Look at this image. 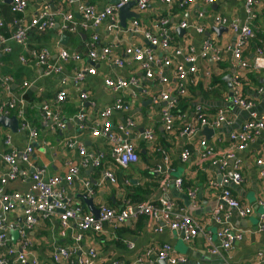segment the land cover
I'll return each instance as SVG.
<instances>
[{
	"label": "built area",
	"instance_id": "built-area-1",
	"mask_svg": "<svg viewBox=\"0 0 264 264\" xmlns=\"http://www.w3.org/2000/svg\"><path fill=\"white\" fill-rule=\"evenodd\" d=\"M43 1L45 5L42 10L25 24L20 15L27 9L29 0H12L9 12L14 19L5 25L0 18L1 56L10 54L12 46L15 45L22 49V54L18 57L21 65L28 66L30 61L35 62L44 78L65 75L66 78L61 79V85L64 87L67 83L74 85L79 107H83L89 99L83 89L85 77L86 75L95 76L97 73L95 66L99 63L114 65L118 69L137 64L138 71L143 74L146 80H156L159 86L165 87V90L160 94H154L147 90L149 88L147 86H145L146 89L141 88L140 79L135 74L126 79L118 77L103 79V85L109 91L120 96L112 105L100 110L97 119L90 122V133L109 141L111 157L123 168L136 163L137 156L134 142L129 141L131 131L136 124L134 119L128 118L117 124L111 120L113 114L128 113L130 110L128 102L123 101L121 96L130 95L136 98V93L141 92L151 105L160 107L159 116L164 130L168 134H172L175 119L180 118H175L172 109L176 100L179 97H186L190 86L198 80V62L200 60L211 61V65L215 67L217 63L226 61V59L223 60L224 53L231 55L232 74L229 79L231 97H226L223 106L217 109L213 118H209V113L202 104L196 103L192 119L188 120L184 115L182 116L185 118V126L180 131V137L185 143L180 153V160L185 162L191 155L187 146H194L193 141L203 128L212 129L214 134L216 130L227 123L226 111L232 109L247 115L239 131L229 134L230 145L225 151L220 152L213 146H209L202 136L197 141V145L195 144L200 164L209 162L210 165L217 167L224 174L228 160L234 161L228 175L220 174L219 182L209 181L211 187L221 190L219 193L220 205L209 218V222L219 226L216 233L218 244H210L208 252L212 255H218L230 251L235 242L243 239V233L228 225L225 220L227 217L220 215V209L222 206L233 209L240 217H246L251 213V208L241 205L233 196L232 188H230L231 185L238 188L242 182L240 161L234 158V154L244 151L248 144L254 142L264 133V117L256 116L253 103L243 97L242 93V74L250 70H264V53L259 48H255L251 63L242 56L248 42L254 37L252 20L255 18L257 8H261L264 0H243L246 19L242 25L237 22L230 23L221 16L214 17L215 27L229 26L237 34L233 46L218 47L210 39H206L199 50H194L191 46L178 47V45L176 48H171L177 43L171 38L172 27H169V18L165 15H169L171 8L173 9V0H100L104 3L101 8L85 3L83 0ZM154 1L165 8L161 11H154L153 20L149 23L150 31H145L140 20L134 18L127 20L124 28L120 27L118 13L121 7L134 3L129 11L140 15L148 11L151 12V4ZM177 1L178 6L187 7L197 0ZM204 1L208 6L217 2V0ZM72 5H77L75 13L78 11L79 19H76L74 11L69 9ZM198 16L201 18L203 15L199 12ZM187 27H190L188 22L181 21L180 28L185 29ZM203 27L202 24L193 26L198 33L203 32ZM54 29L60 37L61 34H86L84 54L66 50L59 46L57 58L53 59L47 48L33 47L34 45L31 44L29 38L30 33H44L47 30L54 31ZM100 32H104V34H100ZM117 34L140 35L145 45L122 48ZM111 36L117 41L110 40ZM119 49H122L126 60L120 55L114 56L116 50ZM156 50L164 55L167 52L170 53L168 55L175 58H182L183 63H173L167 56L157 57ZM69 63H73L74 67L70 72H67L65 66ZM79 63L82 65L76 67ZM214 67H210L208 71L203 73L206 81L214 71ZM13 80L12 76L0 75V117L10 118L12 114H15L18 121L15 134H11L8 129H5L6 131L0 136L2 145L0 148V264H42L30 234L40 222L55 216H58L62 229H70L72 225H75L77 229V232L73 234V245L57 247L52 251V261L55 264H97V261L105 263L107 259L97 255L98 251L93 245L82 254L81 240L84 233L106 234L105 225L110 226L111 229L119 228L130 221H136L140 216L150 218L154 224H158L155 232L162 233L167 230L179 233L183 242L193 240L200 233L199 223L182 214L177 204L166 197L159 199L157 203L141 202L132 205L125 202L117 210L101 204L98 207L97 217L86 214L81 206L68 201L61 185L71 186L79 177V167L73 164L69 166L65 175L47 176L46 169L33 164L32 158L38 145L43 148L47 144L40 137L42 133L53 135L57 132H64L68 123L73 120L83 123L85 115L78 113L75 118H64V106L69 96L67 91L61 90L56 93L51 102H43L39 106L36 116L31 115L29 117L26 115L25 95L35 82L32 84L23 82L20 86L21 91L15 94L12 92ZM127 90L128 93L126 94L125 91ZM121 93L123 94L121 95ZM258 93L264 94L263 89L260 88ZM196 122H199V127ZM112 126L115 130L111 129ZM1 129L3 128L0 126ZM15 135L23 137L25 142L23 147L18 148L19 146L14 143L13 137ZM142 136L149 145H152L155 140L154 132L149 129L145 130ZM34 143H37L36 147L33 146ZM65 146L77 148L80 158L79 166L83 169H87L89 163L90 167H100V158L94 157V154L89 152L82 142L69 139L65 141ZM261 148L264 150V138ZM256 163L258 166H262L264 157L257 159ZM164 172H169L167 158L164 161ZM258 174L264 178V168ZM105 180L111 184L115 183L113 176L108 173H105L99 182L103 183ZM15 181H29V191L24 193L6 191L7 185ZM80 184L86 190L87 195L92 193L88 180H80ZM173 184L178 191H182V179H174ZM168 185L167 182L165 189ZM186 195L190 199L195 196L193 192H187ZM257 205L264 206V200L258 201ZM15 212H19V216H21L18 222L12 221L14 218L10 217L17 216ZM260 219L253 233L264 235V215ZM11 228L18 230V239L15 244L10 238L9 231ZM208 240L211 239L208 237ZM126 246L133 249L131 242ZM161 262L164 264H186L187 261L184 256L176 254L169 244H163L157 248L146 249L131 263L120 259H109L106 264H160ZM220 264L225 263L222 261Z\"/></svg>",
	"mask_w": 264,
	"mask_h": 264
},
{
	"label": "crops",
	"instance_id": "crops-1",
	"mask_svg": "<svg viewBox=\"0 0 264 264\" xmlns=\"http://www.w3.org/2000/svg\"><path fill=\"white\" fill-rule=\"evenodd\" d=\"M12 0H0V18L5 25L9 24L14 17L9 12V6ZM83 2L90 5H95L97 8L104 6V3L100 0H83ZM178 1L173 0L172 7L169 15V27H172L170 35H173V41L178 43L180 47L191 46L194 50L200 49L206 39H210L218 47L233 46L237 34L229 27L225 26L227 30L220 35L212 32V28L215 27L214 17L221 16L226 18L230 23L237 22L242 25L245 22L246 15L244 12L243 0H217V7L208 6L204 0H197L190 6H178ZM44 1L29 0L27 9L20 15L27 24L31 17L40 12L44 7ZM76 6H70L74 13L76 12ZM164 6L160 5L157 1L151 4V12L142 13L138 19L142 23V28L145 31H150L149 23L153 20L152 16L154 11L164 10ZM201 12L203 16L200 18L198 13ZM73 13V14H74ZM78 13V11H77ZM127 21V20H126ZM181 21H187L190 27L183 29L184 34H178L177 28H180ZM196 24H202L203 32L198 33L193 26ZM104 27H106L104 25ZM221 27V26H218ZM252 27L254 31V37L248 42L246 48L243 51V58L251 63L255 47L259 43L263 45L264 50V9L257 8L255 18L252 20ZM182 29V28H180ZM256 34L258 35L255 38ZM49 37L46 42H43L44 47L47 48L53 59L57 58L58 47H66L72 51H80L81 43L86 40V34L80 35H68L65 40V44L61 42L59 37L54 31L47 32ZM104 32H100V34ZM208 33L209 36L205 37ZM121 43V47L128 46H144L145 42L140 35L130 34H117ZM116 42L117 40L110 37V40ZM260 44V45H261ZM84 47V46H83ZM114 56L120 55L124 60L126 56L123 54L122 49L116 50ZM84 51L79 52L84 54ZM157 57H168L173 63H183L182 58H175L170 53L161 54L158 50L155 51ZM22 54V49L17 46H12V52L8 55H0V75L12 76L13 87L12 92L18 94L20 84L22 81L35 82L25 95V104L29 117L31 115L36 116L39 106L43 102H48L49 99L54 97V91L60 88L62 78H66L65 75H61L60 78L45 79L42 77V72L37 68L35 62L29 63L28 66L21 65L18 61L19 55ZM228 59L229 69L220 71L223 80L227 75L232 74L231 70V55L228 53L223 54V60ZM211 61L200 60L198 62V81H203V73L208 71L211 65ZM87 64V62H86ZM82 63L76 65L81 66ZM88 65V64H87ZM74 67L73 63H69L65 66L67 72H70ZM96 75L84 80L83 89L89 96V99L84 103L82 113H85L84 122L78 124L74 121L68 123L64 132H57L51 135H40L46 142V146L41 148L37 146L34 150V156L32 158L33 164L44 167L46 169L47 176L65 175L69 166L75 164L79 167V177L74 181L71 186L61 185L64 188V196L72 204L82 206L83 211L86 214H91L81 195L86 193V190L81 186L80 180H88L91 185L92 193L86 196L87 199H92L96 208L99 205L104 204L106 206L117 208L121 203L129 202L123 200L126 189L129 187L124 186V182L128 181L132 186L140 187L142 190L148 191V193L142 195L141 202L157 203L159 199L164 197L174 201L178 208L185 214L197 221L200 225V233L189 242H183L180 238V234L176 232H170L164 230L162 233L155 232V228L158 224H154L150 218H143L139 222H129L118 233V244L116 248L112 244L110 237L104 239L106 241L104 254H108L110 259L117 256L120 260L131 263L136 257L143 253L150 247H159L163 244H169L176 254L184 256L186 258V264H220L224 261L225 264H263L264 261V235L255 234L253 230L260 222V218L264 215V206H258L257 202L264 200V178L259 176V171L264 168L258 166L256 161L260 157H264V150L261 148L263 142L264 133L256 139L254 142L248 144L244 151L234 154V158L240 161V173L242 174V182L238 188L231 189L233 196L238 202L246 207L251 208V213L246 217H240L233 209H229L222 206L220 209V215L227 217L225 220L228 225L237 231L243 233V239L235 242L233 248L225 253L218 255H212L208 252L210 244L217 245L216 233L219 226L216 223L209 222V218L213 215L214 211L218 209L220 188H214L209 185L210 180L219 182L220 174L228 175L231 170L234 161L228 160L227 167L224 170V174L220 170L209 164V162H202L200 164L199 154L195 144L199 139H194V152L190 155V158L182 162L180 160V153L184 147V140L180 137L179 129L185 123V118L176 123L175 132L168 134L161 123L159 111L160 107L144 103L147 100L141 92H137L136 98L130 95H126V102L130 106L128 113H115L113 114L114 124L122 123V121L128 118H133L136 122L135 128L131 131L130 140L134 142L135 152L137 156L136 163L130 164L127 168L121 167L115 159L111 157L110 143L106 139L100 136H94L90 133V122L95 112L102 110L105 107H109L114 103L118 94L109 91L102 83L106 77L112 78H128L132 74H135L141 82V88L145 86L149 87L147 90L154 94H160L165 90L164 86H159L156 80H149L143 77V74L138 71V65L134 64L122 69H118L114 65L105 63L96 64ZM26 69V72H25ZM15 73L21 74V80H15ZM249 74H255L249 75ZM225 82V81H224ZM226 83V82H225ZM66 88L71 89V84L67 83ZM227 87V84H226ZM264 91V71L259 73H243L242 74V93L244 97L249 99L253 103L256 116L264 117V94L258 93L259 89ZM146 89V88H145ZM54 90V91H53ZM128 93V90L125 91ZM229 89L227 88L228 96ZM123 93H121L122 95ZM194 95L190 100L191 106L196 103L202 104L208 110H217L223 106V101L217 96L204 94L194 89ZM123 101H125V96ZM146 98V99H145ZM225 107V106H224ZM68 117L73 116L79 110L78 98L74 90L71 89L70 95L64 106ZM214 113V111H213ZM227 123L222 125L219 130H216L207 141L209 146H213L220 152L228 149L230 145L229 134L231 132L239 131L241 124L247 115L241 111L232 109L226 111ZM210 114V113H209ZM11 117H15L12 114ZM214 116H212L213 118ZM16 119V117H15ZM112 119V118H111ZM80 126L82 127L80 129ZM118 126V125H117ZM2 128V127H1ZM152 130L155 134V141L153 143L154 149H151L150 145L141 138L142 133L145 130ZM9 130V129H8ZM115 130V129H113ZM143 131L142 133L140 131ZM5 129L0 130V136L5 132ZM10 131V130H9ZM115 132V131H114ZM179 132V134H178ZM12 134V132L10 131ZM200 136L201 133H200ZM73 140L82 142L89 152L94 154V157H98L101 160L100 167H90V163L87 164V169H83L79 166V155L76 147L67 148L65 146L66 140ZM14 143L21 148L25 142L23 137L15 135L13 137ZM37 144V143H36ZM0 140V148H1ZM168 159L169 172H164V161ZM108 173L112 175L117 184H111L105 180L100 183L99 180L103 178L104 174ZM180 178L183 181L182 191H178L175 187L172 188L174 179ZM169 183L165 189L166 183ZM119 184V185H118ZM156 186V187H154ZM29 181H15L10 182L6 191H20L21 193L29 191ZM232 188V187H230ZM187 192H193L195 194L193 199L188 198V204L183 199L184 194ZM187 196V195H186ZM214 204V207L209 205ZM209 210L208 212H206ZM17 216H10L12 221L18 222L21 218L19 212H15ZM9 221V218H8ZM264 221V220H263ZM105 231H110L111 227L104 226ZM77 232L75 225H72L70 229L64 230L60 226L58 216L51 217L44 222H40L35 226L31 232L30 237L35 243V249L37 256L42 264H55L52 261V251L57 247H67L74 244L73 234ZM107 236V234H104ZM208 237L211 239L208 240ZM11 238V237H10ZM100 241L102 239H99ZM81 246L84 254L88 247L94 245L96 247V240L94 236L88 234L81 240ZM133 244V249L125 246L128 243ZM15 244V243H13ZM121 247V248H120Z\"/></svg>",
	"mask_w": 264,
	"mask_h": 264
},
{
	"label": "trees",
	"instance_id": "trees-1",
	"mask_svg": "<svg viewBox=\"0 0 264 264\" xmlns=\"http://www.w3.org/2000/svg\"><path fill=\"white\" fill-rule=\"evenodd\" d=\"M262 6H263V9H264V3L262 4ZM48 31L49 30L45 31L44 33H37V32L30 33L29 38H30L31 44H33L34 47H36V48H42V47H44L43 42H46L47 39H48V37H49V34L47 33ZM258 35H262V34H259V33L256 34V32H255V38ZM84 43H85V41H83L81 43V45H80L81 48H84L83 47L84 46ZM260 44L261 43H259L258 45H256L255 48H259L264 53L263 45L262 44L260 45ZM227 61H228V59H226V61H224V62H227ZM214 68H215L214 71L211 73V75H210V77L208 78L207 81L205 80L204 76L202 77L203 78V81L199 82L198 80H196L195 84L191 85L190 88L188 89V95L186 97H179L176 100V104H175V106L172 109V114L175 116V118L180 117L179 119H182V116L183 115L188 120L193 118L194 105L195 104L193 106H191L190 100L193 97H195V95H194V89L195 90L198 89L201 92V94L202 93L209 94V95H213L214 94L218 98H221V101L224 100V99H226V95H227L226 83L223 80L222 74H219V73H220V71L229 69L230 68L229 67V64L228 63H221V62H219V63H217L215 65ZM259 72L260 71H256V70H250V71H248V73H259ZM249 75H253L254 76L255 74H249ZM15 80L16 81H20L21 80V74L20 73H15ZM243 97H244V95H243ZM204 108L206 109V111L208 113H210L208 115L209 118H212V116H214L216 114V112H217V110H214V108H212L211 111L208 110L206 107H204ZM213 111H214V113H213ZM64 112H66V111L64 110ZM179 119H175V122H174V125H173V129H174L173 132H175L176 123L180 121ZM196 125L198 126L199 125V122H196ZM184 126H185V123L179 129V132L184 128ZM179 132H178V134H179ZM199 138H202L200 136V133L197 134V138L196 139H199ZM187 148L189 149L190 154H193L194 147L191 145V146H187ZM126 187H128V188L126 189V194H125L123 200L129 201L128 203H130L132 205L141 203V201H143L142 198H141L142 195L148 193V191L142 190L140 187L132 186L131 183H127ZM154 187H156V186H154ZM182 189H183V187H182ZM123 204L124 203H121L120 206H118L117 208L110 207V206H109V208L116 209L117 210L120 207H122ZM143 218H145V217L144 216L138 217L137 218L138 222L141 219H143ZM136 221H130V223L131 222H136ZM128 224H129V222H128ZM128 224L126 223L122 227L111 229L110 231H108L106 233L107 236H105L104 234H96V233L86 232V233H84L83 238H84V236H87L88 234H92L94 236V239L96 240V244H95L96 247L94 245L93 246L98 251L97 255L99 254V256H101L102 258H106L107 261H108L110 259L109 258L110 256L108 254L106 255V254L103 253L105 251V246H106V241H104V239L110 237L112 239V244L115 245L116 248H119V247H117L118 244H115V241L118 239V233H119V231L124 226H126ZM99 239H102V240L100 241ZM160 246H162V245H160ZM112 259H119V258L117 256H115V257H112ZM107 261L105 263H100L101 261H97V264H106Z\"/></svg>",
	"mask_w": 264,
	"mask_h": 264
},
{
	"label": "water",
	"instance_id": "water-1",
	"mask_svg": "<svg viewBox=\"0 0 264 264\" xmlns=\"http://www.w3.org/2000/svg\"><path fill=\"white\" fill-rule=\"evenodd\" d=\"M134 5V3H129V4H126L124 5L123 7H121V9L119 10V13H118V18H119V25L121 28H124L125 27V23H126V20H130L132 18H138L139 15L133 13V12H130L129 9ZM212 7L216 8L217 5L214 4ZM75 18L76 19H79L80 16L78 15V13H75ZM225 30H227V28L225 26H221V27H213L212 28V32L214 33H217L218 35H220L222 32H224ZM184 30L183 29H178L177 30V33L178 34H184ZM208 37L209 34L206 33L205 34V37ZM67 39V36H62L61 37V42L63 44H65V40ZM91 76L90 75H86L85 77V80L90 78ZM230 75H227L224 79V81L226 82L227 84V88L230 90L231 89V84H230ZM228 96L231 97V92L229 91L228 93ZM146 104H150V101H146L144 103V106ZM0 126L3 128V129H9L13 134L16 133V130H17V127H18V121L15 119V117H10V118H7V117H0ZM111 129H113V126L111 127ZM141 133L143 132L142 130L140 131ZM201 135L202 137H204L207 141L210 140L211 136L213 135V130L208 128V127H205L201 130ZM141 138L143 139V136H141ZM34 147H36V144L34 143L33 144ZM232 189L236 188L235 186H232ZM172 188H174V186L172 185ZM237 189V188H236ZM86 196H88L86 193L84 195H81L82 197V200L84 201L85 205L87 206V208L89 209L90 213L97 217L98 216V213H99V210L98 208H96L93 204V200L92 199H87ZM183 199L186 200V205L187 207L189 206L188 204V197L184 194L183 196ZM211 208L214 207V204H211L209 205ZM209 210H207L206 212H208ZM9 234H10V237H11V241L12 243H16L17 239H18V230H14L13 228L10 229L9 231ZM160 264H164V263H160Z\"/></svg>",
	"mask_w": 264,
	"mask_h": 264
},
{
	"label": "flooded vegetation",
	"instance_id": "flooded-vegetation-1",
	"mask_svg": "<svg viewBox=\"0 0 264 264\" xmlns=\"http://www.w3.org/2000/svg\"><path fill=\"white\" fill-rule=\"evenodd\" d=\"M216 3H217V2H216ZM216 3H214V4H216ZM214 4H212V5H214ZM202 15H203V14H202ZM213 22H214V21H213ZM177 29H180V28H177ZM172 32H173V31H172ZM171 37L173 38V35H172ZM177 45H178V43H177ZM178 47H180V46H178ZM185 47H186V46H185ZM195 50H197V49H195ZM261 71H264V70H261ZM60 77H61V76H60ZM60 77H59V76H56V77H54V78H60ZM45 79H52V77L45 78ZM59 85H60V88L57 89L56 92L53 90V91H54V97L51 98V99H49L48 102H51V101L55 98L56 93L59 92V91H61V90H65V91H67V92H68V96H69V95H70V91H71V89H72V90L75 91V93H76V95H77V91L75 90V87H74V85H73L72 83H71V89H68V88L62 86L61 83H60ZM118 96H120V95H118ZM118 96H117V98H118ZM121 98H122V100H123V96H121ZM125 98H126V97H125ZM125 100H127V98H126ZM114 102H115V101H114ZM82 110H83V108H82V107H79V110H78L73 116H71V117H68V116L63 112L64 118H65V119H68V118H75V116H76L78 113H80V114H84V115H85V113H82ZM98 115H99V111L97 110V111L95 112L93 118L91 119V122L94 121V120H96ZM111 120H112V122L114 123V121H113V117H112ZM74 121H75L76 123H78V124L81 123V122H79V121H77V120H73L72 122L74 123ZM173 133H174V132H173ZM154 141H155V140H154ZM153 143H154V142H153ZM153 143H152V145H150L151 149H154V147H153ZM33 156H34V155H33Z\"/></svg>",
	"mask_w": 264,
	"mask_h": 264
},
{
	"label": "rangeland",
	"instance_id": "rangeland-1",
	"mask_svg": "<svg viewBox=\"0 0 264 264\" xmlns=\"http://www.w3.org/2000/svg\"><path fill=\"white\" fill-rule=\"evenodd\" d=\"M61 36H67V35H65V34H61ZM59 37H60V36H59ZM33 47H34V46H33ZM60 47H61V48H65L66 50H69V49H67L66 47H62L61 45H60ZM176 47H177V44H176V46H171V48H176ZM84 50H85V48H82V50L77 51V52H81V51H84ZM25 72H26V69H25ZM23 82H27V83L32 84L33 81H22V83H23ZM22 83H21V84H22ZM21 84H20V85H21ZM47 135H48V133H47ZM49 135H51V134H49ZM113 178H114V177H113ZM114 180H115V183H114V184H117V180H116L115 178H114ZM127 183H128V181L124 182V183H123L124 186H126ZM99 206H100V205H99ZM99 206H98V207H99Z\"/></svg>",
	"mask_w": 264,
	"mask_h": 264
}]
</instances>
